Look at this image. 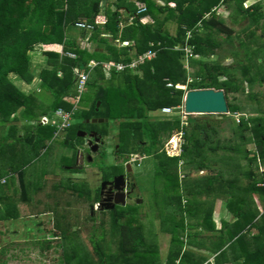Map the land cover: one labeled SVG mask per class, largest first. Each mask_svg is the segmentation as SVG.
<instances>
[{
  "label": "trees",
  "instance_id": "1",
  "mask_svg": "<svg viewBox=\"0 0 264 264\" xmlns=\"http://www.w3.org/2000/svg\"><path fill=\"white\" fill-rule=\"evenodd\" d=\"M246 1L0 0V157L3 165L7 160L4 173L17 175L22 201L30 200L29 186L33 185L36 191L40 188L34 179L25 178L26 165L43 152H50L51 143L62 138V134L63 146L73 150L72 165L68 166L73 173L81 172L77 151L84 141L77 131H96L103 141L110 134L111 123L116 132L114 158L139 153L144 156L142 169L152 164L150 205L161 231L170 236L164 258L156 241L148 242L139 216L141 204L134 200L98 210L111 215V234L116 235L118 245L115 252L108 246L106 251L101 225V238L95 240L92 233L90 239L97 258L80 253L78 261V253L66 254L67 264H264V171L257 174L251 169L246 147L253 142L255 157L264 163V116H242L233 121L239 142L222 146L214 142L209 128L212 124L207 118L190 117L182 124L180 117L165 120L161 114L163 107L181 105L186 90L206 88L223 90L228 112L236 114V81H264V5L259 0L245 6ZM220 8H232L247 19V32L239 46L244 59L238 58L242 55L239 50L230 53L237 66L221 65V56L215 62L204 60L220 47L217 36L233 35ZM77 22L88 23L92 29L77 27ZM170 23L174 25L172 30ZM116 40L128 44L116 45ZM36 46L46 49V62L39 74L32 71V51ZM55 46H60L61 52H74L76 57L49 50ZM149 49L156 50L155 57L146 59L136 71L104 68L105 63H129ZM91 61L96 65L90 71ZM75 68L90 71L86 87L92 95L85 105L76 108L73 119L78 121L72 120L65 131L56 134V122L42 124L40 117H51L59 107L72 109L77 93ZM14 75L27 83L37 75L38 88L29 93L22 91L14 83ZM222 76L226 80H220ZM168 82L174 86H167ZM178 84L185 85L186 90L175 87ZM46 94L51 99L45 100ZM250 97H255L258 112L264 113L262 98L257 94ZM92 118L108 120L100 125L87 122ZM176 129L183 132L181 152L171 156L163 146ZM103 149L101 146L98 154H103ZM86 150L89 152V148ZM239 157L248 161L247 168L235 163ZM116 158L100 169L104 180L126 172ZM220 162L230 174L241 173L249 182L243 183L241 175L224 178L216 169ZM188 168L207 174L191 178ZM129 173L136 190L139 183ZM6 185L0 184V190ZM68 188L80 197L93 196L99 203L100 188L91 189L84 179L81 186L72 184ZM202 195L206 198L202 199ZM215 200L224 201L231 215L230 219H221L219 229L213 217ZM7 203L16 205L14 201ZM93 213L91 210L89 218L96 220ZM54 214L56 219L47 231L48 237H67L69 226L60 221L66 220L67 215L56 208ZM254 228L257 232L252 234ZM48 247L49 242L43 245Z\"/></svg>",
  "mask_w": 264,
  "mask_h": 264
},
{
  "label": "rangeland",
  "instance_id": "2",
  "mask_svg": "<svg viewBox=\"0 0 264 264\" xmlns=\"http://www.w3.org/2000/svg\"><path fill=\"white\" fill-rule=\"evenodd\" d=\"M258 1L259 0H247L244 5L250 6ZM261 1H263L262 3L264 5V0ZM220 13L224 17L226 23L233 28V35L231 38H226L224 35L220 37L217 36V40L221 42L220 47L214 48L216 53L206 57L204 60L206 62H215L221 56V65L237 66V62L234 61L230 53L232 50H239L242 55L238 58H243V49H239V46L244 40L247 32V29H244L247 19L243 18L242 15H238L232 8H220ZM169 27L170 30H172L174 28L173 23H170ZM113 42L116 45L122 46V43L118 40ZM51 49L60 51L61 47L55 46L49 50ZM44 51H46V49L42 46H36L32 51V71L35 74H39L40 70L45 65L46 57L43 54ZM263 55L264 52L261 54L262 60L264 61ZM223 56L225 57L224 59ZM187 66L188 64L186 61L185 67L187 68ZM137 69L138 68L131 70L136 71ZM12 79L22 91L28 89L26 87L27 84L33 85L34 82L39 81L37 75L30 83L22 81L16 75H14ZM220 80H226V77L222 76ZM236 83L239 84V90L234 93L236 96V103L239 105V109L236 114H187L184 110V97L187 92L186 86L179 84L175 87L186 90L183 96L182 104L178 107H174L172 113H163L161 111V114L165 120H173L180 117L182 124L190 117L195 119L205 117L211 121L212 125H210L209 128H212L211 135L214 142L218 141L222 146L235 145L239 142V138H236L234 135L232 128L233 121L237 122L242 116L247 118L256 117L258 115L264 116V113L258 112V104L255 97H250V95L254 94L259 95V98H262V105L264 106V81H256L251 84L245 80L239 79ZM168 84L171 83L168 82L167 86ZM36 88H38V86ZM46 95L48 98H45V100L51 99V95ZM91 95V90L86 87V91H84L81 95L78 107L80 108V106L82 107L85 105ZM43 116L47 115L43 114L40 117V120ZM73 120L74 122L78 121L76 118ZM17 124L19 125V121ZM100 124H102V122H98V125ZM110 125V134L103 137L102 147L104 148V153L98 154V152H88L92 156L90 161L88 159H84V156L87 155L86 148L88 146L86 140L89 137L88 135L83 137L84 141L79 147L80 156L77 162V165L81 166V172L73 173V171H70L68 168V166L72 165L70 164L72 163L70 156L73 154V150L63 146L62 140L64 139V134H62V138L54 140L51 143L50 152H43L37 160L26 165L25 178L27 180L34 179V184L40 187L39 190L36 191L34 190L33 185L29 186L30 192L28 193L30 200L27 202H23L21 199V190L19 187V181H17V175L11 176L4 173V168L7 162V160L4 159L5 164H2L3 166L0 167V173L4 178L1 180L0 184H7L4 189L7 190V194L11 196V202L14 201L17 204L18 212L15 213L14 211H9L10 214L7 217V220H2L1 214L5 216L7 212L5 209L8 208L4 202L0 203V231L2 232V234L0 233V250H5L0 253V264H67L68 259L66 258V254L68 255L72 253L79 254L78 261L80 260V253H86L89 257L96 259L97 257L93 250V243H91L90 239L92 237V233L94 234L95 240L101 238V225H104L102 243L106 246V251L107 246L112 252L117 250L118 245L115 237L116 235L113 236L111 234L110 213L98 211V203L93 200V196H91L90 199L86 198V196L85 198L80 197L78 194L74 193V190L68 188L72 184H78L81 186L82 179L86 180L90 188L93 190L100 185V181L102 179V171L100 169L115 162L116 158H114L113 152L114 144L116 142V132L113 124L111 123ZM80 131L81 130L77 131V135ZM22 132L23 131H21V133ZM246 133H249V131ZM182 135V131L177 129L173 130L172 135L165 141L163 148L166 149L168 153L179 155L181 152L180 143L182 141ZM172 140H174V143L171 142ZM175 141H177V144H175ZM176 145L178 146L177 148ZM246 147L250 152L249 158L252 161L250 166L251 169L256 171L257 174L262 173L264 171V163L259 158L257 159L255 157V146L253 142L247 143ZM142 158H144L143 155L139 153H132L128 155V157L122 156L120 159L116 158V162L119 160V162L123 163V166L128 172L130 171L135 175V181L139 184L133 193L131 200H128V203L138 199V203L141 204L139 208V216L144 225L146 238L148 242L156 241L160 254L162 258H164L168 251L170 236L161 231L158 220H156L153 216L154 213L150 205L152 204V200L149 192L153 185L152 164L148 163L146 164L147 167L142 169ZM235 163L243 165L245 169L247 168L245 165L248 161L239 157ZM258 165L259 167L257 168ZM216 169L222 172L224 178L237 177L238 175H241V173L235 171L232 172H235L236 175L233 176V173L230 174L229 169L223 162H220ZM186 170H189L188 174L190 173L191 178L205 176L207 174V172L199 170L196 171V169L193 168H188ZM182 174H180L181 178L183 177ZM241 178L243 183L249 182V179L244 175H241ZM4 179L8 182H4ZM76 190L78 191L79 189L76 188ZM205 198L206 196L202 195V199ZM256 203L258 206L257 201ZM46 204H48V206ZM92 204L94 207L93 215L96 217V220H91L89 218ZM214 205V210L218 212L213 213V217H216L217 225L220 227L221 218L230 219L231 215L225 208L224 201L220 200L218 202V200H215ZM54 208H56L59 213L67 215L66 220L63 221L64 218H61L60 220L63 223L66 222L65 226H69L67 237H48L49 234H47V231L53 226V222L56 219ZM219 208L222 209L221 213ZM256 232V228L252 229V234ZM47 242H49V247L43 248V245ZM4 252L5 254H2Z\"/></svg>",
  "mask_w": 264,
  "mask_h": 264
},
{
  "label": "built area",
  "instance_id": "3",
  "mask_svg": "<svg viewBox=\"0 0 264 264\" xmlns=\"http://www.w3.org/2000/svg\"><path fill=\"white\" fill-rule=\"evenodd\" d=\"M144 9L142 8L141 11H143ZM77 27L80 28H85L88 30L92 29V25L88 24V23H84V22H77L76 23ZM188 36H190V31L188 32ZM122 45H127L128 42L124 41L121 42ZM176 49H181L180 47H176ZM184 50L187 52V54H191V50L188 47H184ZM63 53L65 56H69L71 58H75L76 54L74 52L71 51H66V52H61ZM156 55V50L155 49H149L147 50L145 53L137 56L136 58H134L133 60H131L129 63H116L114 65L110 64V63H105L104 64V68L106 70H111L112 66H115V69L118 71L121 70H125V69H136L138 68L139 65L143 64L145 62L146 59H151L153 57H155ZM96 65V63L94 61H91L89 64L90 67V71L91 69ZM90 71L86 72L84 70H79L77 68H75V73H76V85H77V93L75 95V100H74V106L72 107L71 110H66L62 107L57 108L53 115L51 117L49 116H43L40 120V122L42 124H47L51 121H55L56 122V126H57V132L56 134H58L61 131H65L66 128H68L73 120V114L76 111V108H78V103L80 101L81 95L84 91H86V83L89 79V74ZM189 81H191V79H189ZM168 86H173V84H168ZM174 107H163L162 108V112L163 113H172L173 112ZM171 142L174 143V140H172ZM175 144H177V141H175ZM178 146L176 145V148ZM168 153V151H167ZM169 155L173 156L174 154L168 153Z\"/></svg>",
  "mask_w": 264,
  "mask_h": 264
},
{
  "label": "water",
  "instance_id": "4",
  "mask_svg": "<svg viewBox=\"0 0 264 264\" xmlns=\"http://www.w3.org/2000/svg\"><path fill=\"white\" fill-rule=\"evenodd\" d=\"M100 105V102L97 103ZM184 110L187 114H228V105L223 90H216L213 88L206 89H192L188 90L184 97ZM108 119L104 118H92L87 120V122L98 123L104 122ZM79 136L85 137L87 132L80 131ZM89 140L87 145L91 147V152H97L100 148L101 136L97 134L96 131L90 132L88 134ZM92 156L89 155V160ZM123 175H119L115 178V183L123 179ZM114 183V182H113ZM105 184L102 185V189ZM116 188L119 189V186L116 185ZM123 196L124 194L121 193ZM119 201H117L118 203Z\"/></svg>",
  "mask_w": 264,
  "mask_h": 264
},
{
  "label": "flooded vegetation",
  "instance_id": "5",
  "mask_svg": "<svg viewBox=\"0 0 264 264\" xmlns=\"http://www.w3.org/2000/svg\"><path fill=\"white\" fill-rule=\"evenodd\" d=\"M88 134L89 133H87V135ZM88 140L89 138H87L86 141ZM101 143L102 144L100 145V147L103 145V141ZM87 148H89V152H90L91 147L87 146ZM89 155L90 153L87 152V155L84 156V159L89 160ZM129 174L130 173L126 169V172L115 174L113 175L111 179H107V180H104L103 178L101 179L100 185L98 186L100 188L99 189V203L97 205L98 210H109V209L115 208L116 205L126 204L128 200H131L132 195L135 192V183L132 182ZM119 175H123L124 178L121 181L119 180L117 183H115L114 180ZM103 184L105 185L102 189ZM116 185L119 186V189L116 188ZM121 193H123L124 195L122 196ZM135 200H138V199H135ZM117 201L119 202L117 203ZM91 210L92 211L94 210L93 206L91 207Z\"/></svg>",
  "mask_w": 264,
  "mask_h": 264
},
{
  "label": "crops",
  "instance_id": "6",
  "mask_svg": "<svg viewBox=\"0 0 264 264\" xmlns=\"http://www.w3.org/2000/svg\"><path fill=\"white\" fill-rule=\"evenodd\" d=\"M220 10V9H219ZM35 81V80H34ZM36 83V84H35ZM39 85V81L38 82H34V84L32 85H30V84H27V88L28 89H26V90H24V92H27V93H29V92H31V91H33L34 89H36V87ZM79 149H78V151H77V162H78V159H79V156H80V154H79ZM2 166V159H1V157H0V167ZM4 177H1L0 178V183H1V180L3 179ZM4 182L5 181H7V180H3ZM18 181V180H17ZM8 182V181H7ZM6 182V183H7ZM9 185V184H8ZM7 186V185H6ZM7 190H0V203H2V202H4L7 206V208L8 209H5L7 212H6V214H5V216H3V214H1V219L2 220H7V217L9 216V211H14L15 213H17L18 212V209H17V204L15 205V204H8L7 202H11V196H9V194H7ZM3 197H5L4 199H2ZM220 200H218V202H219ZM15 203V202H14ZM12 206H13V208H12ZM220 209V213H221V208H219ZM224 210V209H223ZM216 212H218V211H216V210H214V213H216ZM220 218V217H219ZM222 219V218H221ZM214 220L216 221V226H217V228H220L219 227V225H217V219H216V217L214 218ZM0 233L2 234V232L0 231Z\"/></svg>",
  "mask_w": 264,
  "mask_h": 264
},
{
  "label": "clouds",
  "instance_id": "7",
  "mask_svg": "<svg viewBox=\"0 0 264 264\" xmlns=\"http://www.w3.org/2000/svg\"><path fill=\"white\" fill-rule=\"evenodd\" d=\"M93 153V152H92Z\"/></svg>",
  "mask_w": 264,
  "mask_h": 264
}]
</instances>
